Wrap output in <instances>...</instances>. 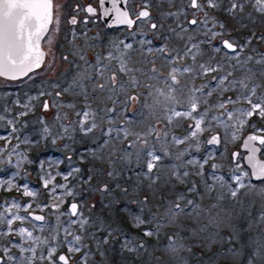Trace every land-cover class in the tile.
<instances>
[{"label":"rangeland","instance_id":"obj_1","mask_svg":"<svg viewBox=\"0 0 264 264\" xmlns=\"http://www.w3.org/2000/svg\"><path fill=\"white\" fill-rule=\"evenodd\" d=\"M197 2L204 9L188 3L185 23L204 14L203 45L199 24L180 29L167 17L177 0H152L159 16L144 34L157 40L134 50L141 55L121 52L118 42L130 37L124 31L86 27L83 39L65 43L55 26L42 42L47 55L38 71L0 78V248L7 257L23 250L38 264L57 232H85L75 242L87 252L97 247L92 259L103 264H264V180L250 181L241 155L231 160L247 134L264 132L259 111L242 126L235 119L251 104L264 105V13L255 0ZM175 7L177 19L183 11ZM214 37L216 47L220 38L238 45L232 58L216 51ZM106 50L110 71L101 67ZM213 134L218 146L207 145ZM64 209L75 228L60 231L56 212ZM170 209L179 213L173 221ZM89 257L83 264H94ZM24 258L20 252L11 260Z\"/></svg>","mask_w":264,"mask_h":264},{"label":"snow or ice","instance_id":"obj_2","mask_svg":"<svg viewBox=\"0 0 264 264\" xmlns=\"http://www.w3.org/2000/svg\"><path fill=\"white\" fill-rule=\"evenodd\" d=\"M113 5V10L116 13V23L125 24L129 27L134 23L129 19L128 13L122 11L116 7L117 0H111ZM105 0H100V6L103 8ZM255 4L258 10L264 13V0H255ZM209 6L214 7L211 0H209ZM191 7L193 9H199V4L197 0H191ZM236 4H232L231 8L235 9ZM86 11L89 14H95V9L91 6L86 8ZM105 15H107V10H105ZM149 13L147 11H141L139 17H147ZM53 23V0H0V76H11L15 77L19 74H27L33 69H38L41 67V64L44 60V53L41 51L40 42L44 37V34L48 31V26ZM72 24H76V19L72 18ZM192 25L198 23L197 20L193 19L190 21ZM155 27V25H153ZM223 47L232 52H235L236 49L233 45L228 42H223ZM219 51V49H217ZM203 67V66H202ZM213 69H207L206 71H212ZM175 69L172 70L171 79L173 83H176ZM226 79V77H225ZM223 83V80L220 81ZM134 99V98H133ZM251 104V102H250ZM46 107V105H45ZM197 107L196 100L191 101V109L195 111ZM220 107H224L223 104ZM259 111V114L264 117V105L262 104H251L249 110L241 112L238 117L235 119L238 121L239 126H242L244 123L243 117H249L253 115L254 112ZM177 116L181 113H175ZM188 113H184L187 115ZM228 119H234L232 113L228 114ZM203 120V117L196 120V129L200 130V124ZM226 128L230 125L225 124ZM239 130V128H237ZM196 133L193 132L192 135ZM235 139V135H233ZM258 142L260 146H264V136L250 135L244 143L245 149H248L250 155L247 156L248 164L250 165L252 171V176L257 179H264V160L257 158V153H261L264 156V152L259 147L252 145V142ZM209 144L217 143V138L213 137L212 140L208 141ZM238 155V154H235ZM158 156H153V160H158ZM153 163L148 162L147 168L149 171L153 168ZM215 167V166H214ZM237 183H239V177L235 178ZM47 186V182H45ZM26 194L31 195V193ZM232 196H236V191L232 190ZM189 204H192L189 201ZM13 207H19V205H13ZM175 209L179 210L180 205L176 204ZM10 211V210H9ZM72 216L77 215V205L72 204L70 208ZM179 213L176 210L170 209V214L166 218L168 221L175 220L176 216ZM16 219H22L21 217H16ZM35 221H43L44 217L42 216H33ZM144 222V221H142ZM9 226H11V220L8 221ZM67 231V229H65ZM21 234H24V229L20 230ZM27 235L31 237V233L28 232ZM145 235L151 236L155 235L154 232H146ZM80 239L79 236L75 237V241L78 242ZM143 246L141 245V248ZM170 247L175 250L176 242L170 238ZM69 252L78 251L75 246L69 247ZM55 252V249L52 248L48 252L49 264H55V261L51 260L52 254ZM59 261L62 264H68V259L64 255L58 257Z\"/></svg>","mask_w":264,"mask_h":264},{"label":"flooded vegetation","instance_id":"obj_3","mask_svg":"<svg viewBox=\"0 0 264 264\" xmlns=\"http://www.w3.org/2000/svg\"><path fill=\"white\" fill-rule=\"evenodd\" d=\"M98 1L99 0H85V2H83V1H72V0H65V1L64 0H53V23H51V26H50L48 33L52 30V28H54L55 26H58V31H59V34L57 36L58 40L60 42L65 41V43H68V42H70V37H72L76 41L77 40L80 41L81 38L83 39L85 37L83 35V29L86 27H88L90 29H99V30L101 29V30L108 31L103 27V25L101 23ZM154 1H156V0H154ZM177 2H178V4H175V6L178 5V7H180V9L183 11V13H178L179 17H181V18L178 17L176 19L172 16L173 13L175 12V9L177 8L175 6H173L172 9L170 8L167 11V17H171V19H169L171 21H177L176 27L180 28V29H181V27H183V25H187V29L188 28L192 29L193 26H197V25L196 24L192 25L190 23V21L193 19L197 20L198 21L197 24H199V26H197L198 31H199V34H198L199 43H200L199 45L205 44L204 40L207 39L206 38L207 34L205 33L206 30H204L205 29L204 25H201V22L205 20L204 14L201 13L198 18L194 14V17L193 18L188 17L187 18L188 20L185 23V15L188 16V14H189L187 6L189 3V7H191V0H177ZM202 2H205V0H199V3H202ZM144 4H150L151 7L150 8L142 7L139 2L133 3L131 0H127L126 7H127L128 12H129L130 19L133 20L134 23L130 29L127 27L118 29V30L124 31V35H122V36H125V37H126V35L130 36L126 40V43L128 42L127 44H125V41H119L117 44L120 47V49H126V51L121 50V52H123V53H125V52H128V53L136 52L134 50L136 48H138L139 46L140 47H143V46L147 47L148 42H150V41L155 42L157 40L156 39L157 37L154 36L155 34H152V33L144 34V33H145V27H148L149 29H151L153 27L152 24H154V23H152V22H155L156 16H159L156 14V13H158L159 9L157 6L152 7V0H144ZM88 6H91L95 9V14H89L86 11V8ZM151 8H152V11L150 10ZM142 9H146L148 11L149 15L147 17L141 18L138 16V14L141 11H143ZM202 9H204V8L200 7V10H202ZM230 12L231 11H229V13ZM202 15H203V17H201ZM208 17H206V19ZM72 18L76 19V24L71 23ZM151 20H152V22H151ZM218 28L220 30V26H218ZM90 29H89V38L91 37L90 36V33H91ZM138 29H139V31H138ZM151 30H153V29H151ZM113 31H116V30H113ZM127 32H129V33H127ZM134 32H135V34H133V36H131V33H134ZM48 33H47V35H48ZM214 39H215V41L212 42V46L215 47L216 51H217V49H219V51H217V52L223 51V53L226 56L225 59L232 58L234 56V54L237 52V51L232 52L228 49H225L223 47V43H222L221 38L219 40L220 46L216 47L217 41H216L215 37H214ZM89 44H90V41H89ZM232 45L236 46V49H237L238 45L236 43H235V45L234 44H232ZM220 47L222 48L221 50H220ZM168 49H171V48L168 47ZM45 53L47 55L46 50H45ZM91 53H92V51H91ZM108 53H109V50L102 51V56H101V65L102 66L101 67H103V70L106 69L107 71H110L115 66L107 63L108 59H106L105 57L107 56ZM136 53H139V52L137 51ZM46 55H45V58H46ZM139 55H141V54L139 53ZM139 55H138V57H140ZM63 59L65 60L66 58H63ZM119 67L122 69L121 64H119ZM140 68H141V66H140ZM175 68H177V67H175ZM179 68L184 69L183 66L179 67ZM154 69L155 68H153V67H145V72L146 73H153V72H155ZM103 74L104 73H102V75H101L102 78H103ZM209 82H212V80H210ZM2 116H4V115L2 114ZM258 134H260V133H258ZM262 135L264 136V132ZM261 149H262V152H264L263 146L261 147ZM260 155H262V154L260 153ZM261 158L264 159V156H262ZM68 211L70 212V210H68ZM56 213L59 216L61 213V217H62V221H63V224L58 225V228H59L58 230L66 229L69 226H72L73 228H75V226L73 224H70V222L72 220H71V217L66 215V209H64L62 211H57ZM70 214H71V212H70ZM84 228L89 229V227H84ZM77 234L79 237L81 236V237L87 238V234L85 232L84 233H77ZM75 237H77V235H72V232L69 234H66L65 236H63L62 232H57L54 243H51L50 241H48V242H46V244L42 245V249L44 250V254L41 257V259H40V257H38L41 260V262L39 261L38 264H49V258H48L47 252H49V250L52 248L55 249V252L52 254L51 260L55 261V264H62V262H60L58 259V257L60 255L66 256V258L68 259V264H83V260H82L83 257H85V256L89 257V254L91 255V257H89V259H91L94 264H103L100 262L102 260L99 257L96 260L92 259V256L96 253V252H94L95 249L98 250L97 247H95V249L89 248V252H87L75 242ZM9 244H10V241L8 242V244L6 246H8ZM72 246H75L78 249V251L69 252L68 249H69V247H72ZM103 250H104V247H103ZM20 252L23 254V256L25 258L22 259V261L15 262V263H18V264H31L30 262L35 263V259H29V255L24 253L23 250H21L19 252H13L12 251L9 254V256L7 257V252L5 250H1V248H0V264H14V263H12L13 260H11V258L14 256H18L20 254ZM41 253H42V251L40 250V252H39V249H38V254H41ZM104 264H110V263L105 262Z\"/></svg>","mask_w":264,"mask_h":264},{"label":"water","instance_id":"obj_4","mask_svg":"<svg viewBox=\"0 0 264 264\" xmlns=\"http://www.w3.org/2000/svg\"><path fill=\"white\" fill-rule=\"evenodd\" d=\"M126 3H127V0H117L116 7L119 8L120 10H122V11H126L128 13V16H129V12H128L127 8H126ZM98 5H99V10H100L101 23H102V25L104 26V28L106 30L111 31V30H116V29H120V28H123V27H127V28L130 29L133 26V24H132L131 27H129L128 25L118 24V23L115 22L116 21V13L113 10V5H112L111 0H105L103 8L100 6V0L98 1ZM105 10H107V15H105ZM142 10L143 11H147L146 9H142ZM141 18H143V17H141ZM129 19H130V16H129ZM50 26H51V24L48 26V31H49ZM48 31H47V33H48ZM47 33L44 34V37L47 35ZM44 37H43V39H44ZM42 40L40 42V47H41V51L44 53V59H45V51L42 49ZM233 47L235 48V46H233ZM43 62H44V60H43ZM42 65H43V63L41 64V67H42ZM40 68H38V69H40ZM38 69H33L32 71H29L27 74H19V75H16L15 77L0 76V78L8 80V81H18V80L24 79L26 76H28L29 74L37 71ZM250 135H256V134L249 133L242 139V142H241L240 147H239V151L236 150V151H234L232 153V160L235 161L236 157H238V155H235V154H239V152H243L244 153V155H243V163H244L245 167L249 170V174H250L251 180L253 182H261L264 179H257V178H254L252 176V171L253 170L251 169V167H250V165L248 164V161H247V156L250 155V152H249L248 149H245L244 143L247 140L248 136H250ZM256 136H260V135H256ZM213 137H216L217 140H218L217 136H213ZM213 137H211L210 140H212ZM207 144L208 145H217V144H209V143H207ZM252 145L255 146V147H259L258 142H255V141L252 142ZM259 154L260 153H257V158L261 159L259 157ZM262 160H264V159H262ZM71 205L72 204L69 205V210L71 208ZM37 215L38 214L32 213V214H30V218L32 219L33 216H37ZM38 216H40V215H38ZM37 222H39V221H37Z\"/></svg>","mask_w":264,"mask_h":264},{"label":"trees","instance_id":"obj_5","mask_svg":"<svg viewBox=\"0 0 264 264\" xmlns=\"http://www.w3.org/2000/svg\"><path fill=\"white\" fill-rule=\"evenodd\" d=\"M261 157H262V155H261ZM244 167V166H243Z\"/></svg>","mask_w":264,"mask_h":264},{"label":"clouds","instance_id":"obj_6","mask_svg":"<svg viewBox=\"0 0 264 264\" xmlns=\"http://www.w3.org/2000/svg\"><path fill=\"white\" fill-rule=\"evenodd\" d=\"M104 27V26H103Z\"/></svg>","mask_w":264,"mask_h":264}]
</instances>
